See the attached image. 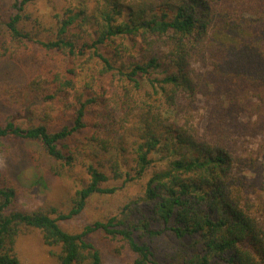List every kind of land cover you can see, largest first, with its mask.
I'll list each match as a JSON object with an SVG mask.
<instances>
[{"label":"trees","instance_id":"obj_1","mask_svg":"<svg viewBox=\"0 0 264 264\" xmlns=\"http://www.w3.org/2000/svg\"><path fill=\"white\" fill-rule=\"evenodd\" d=\"M40 3L46 19L29 11ZM6 11L0 63L41 55L0 97V142L36 144L60 172L89 147L57 217L19 209L0 171V264H21L18 239L33 229L54 264H105L96 232L132 264H264V0H10ZM148 173L107 221L60 225L114 194L109 181Z\"/></svg>","mask_w":264,"mask_h":264},{"label":"rangeland","instance_id":"obj_2","mask_svg":"<svg viewBox=\"0 0 264 264\" xmlns=\"http://www.w3.org/2000/svg\"><path fill=\"white\" fill-rule=\"evenodd\" d=\"M9 3L10 0H0V28L4 33L6 9ZM29 11L43 19L53 12L51 6L46 3L34 5ZM33 50L32 59L28 58L27 62L0 63V97L5 94L6 90H10V87L22 86L26 78L33 74L34 66L31 61L38 67L40 61L34 58L41 55V51L35 48ZM87 147L78 155V165L71 170L60 172L54 167V161L46 157L41 147L36 144L23 141L0 142V171L14 181V186L18 191L17 207L28 212L40 209L51 212L55 209L57 212L53 215L54 217L68 213L72 208L71 198L75 190L81 187L85 180L83 162L88 154ZM149 176L151 174L148 173L128 183L123 180L109 181L107 186L116 188L114 194L93 196L81 214L61 221L60 225L66 231L76 233L95 222L107 221L127 204L137 202L144 192L145 182ZM95 236V240L105 254V264H132L133 255L129 251L124 250L120 255L114 253V249L120 244L112 237L103 232H96ZM168 239L169 237L164 235L155 240L154 245L158 248L160 255L171 251ZM17 249L21 264L55 263L51 255L52 248L44 243L39 230L24 232L18 239Z\"/></svg>","mask_w":264,"mask_h":264}]
</instances>
